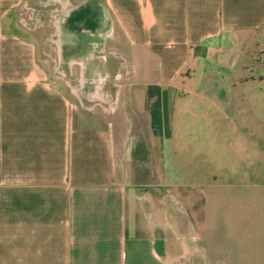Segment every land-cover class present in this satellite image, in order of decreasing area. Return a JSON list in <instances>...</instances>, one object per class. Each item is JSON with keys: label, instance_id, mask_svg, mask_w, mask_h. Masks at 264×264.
<instances>
[{"label": "crops", "instance_id": "obj_1", "mask_svg": "<svg viewBox=\"0 0 264 264\" xmlns=\"http://www.w3.org/2000/svg\"><path fill=\"white\" fill-rule=\"evenodd\" d=\"M41 1L0 0V264H264V0Z\"/></svg>", "mask_w": 264, "mask_h": 264}, {"label": "rangeland", "instance_id": "obj_2", "mask_svg": "<svg viewBox=\"0 0 264 264\" xmlns=\"http://www.w3.org/2000/svg\"><path fill=\"white\" fill-rule=\"evenodd\" d=\"M47 3V1L46 0H42L41 1V5L43 6L44 4H46ZM48 4V7L47 8H45V9H47L48 10V8L50 9V10H53V9H56L58 6H57V2L56 1H54V2H49V3H47ZM44 19H45V21H46V19L47 18H45L44 17ZM52 26V25H51ZM52 28H53V26H52ZM104 75V74H103ZM113 76H111V77H109V79L108 78H106V79H103L102 81H100V84L101 85H99L102 89H104L105 87L106 88H108V87H112L113 86V83H115L114 82V80H113ZM98 83V82H97ZM86 84H88V83H86ZM92 84H93V82H92ZM91 87L94 89V88H96L97 86L95 85V84H93V85H91ZM101 103V100L98 98V97H92V98H88V99H86V100H84V105L86 106V107H88L89 108V106H91V105H93L94 107L92 108L93 110L94 109H98L99 107H96L97 106V104H100ZM102 103H104V102H102ZM105 105V104H104Z\"/></svg>", "mask_w": 264, "mask_h": 264}, {"label": "built area", "instance_id": "obj_3", "mask_svg": "<svg viewBox=\"0 0 264 264\" xmlns=\"http://www.w3.org/2000/svg\"><path fill=\"white\" fill-rule=\"evenodd\" d=\"M64 14L62 10L54 9L51 12V22L54 25V27H57L61 24V22L64 20Z\"/></svg>", "mask_w": 264, "mask_h": 264}]
</instances>
